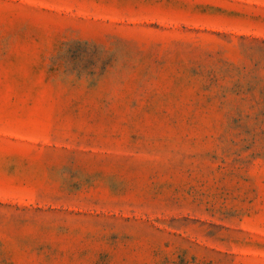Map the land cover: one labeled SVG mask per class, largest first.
<instances>
[{"label":"rangeland","instance_id":"1","mask_svg":"<svg viewBox=\"0 0 264 264\" xmlns=\"http://www.w3.org/2000/svg\"><path fill=\"white\" fill-rule=\"evenodd\" d=\"M0 264H264V0H0Z\"/></svg>","mask_w":264,"mask_h":264}]
</instances>
